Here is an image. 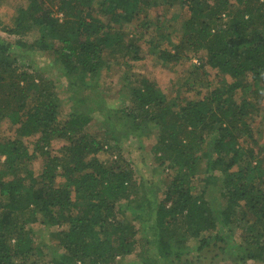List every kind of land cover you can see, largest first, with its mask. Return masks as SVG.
<instances>
[{
  "label": "trees",
  "instance_id": "trees-1",
  "mask_svg": "<svg viewBox=\"0 0 264 264\" xmlns=\"http://www.w3.org/2000/svg\"><path fill=\"white\" fill-rule=\"evenodd\" d=\"M176 4L185 11L182 27L162 12ZM15 15L12 24L0 20V28L16 37L0 40V125L7 120L16 130L15 137L0 140V156L6 157L0 169V264H113L139 246L145 248L141 264L170 257L184 264L187 252L177 245L193 239L202 251L223 225L238 230L246 257L264 261V146L252 127L264 95V0H22ZM130 24L136 31L128 39ZM173 31L180 32L178 40ZM157 35H165L171 48L158 50ZM14 44L25 49L22 56L57 55L75 93L76 107L66 118L55 81L20 68ZM151 50L169 62L203 51L198 66L210 65L221 79L179 102L143 75L130 89V105L120 110L124 115L107 116L92 132L94 109L78 91L112 59L131 54L139 60ZM127 132L156 133L152 150L168 170L163 202H153L145 179H137L121 152ZM32 136L33 150L23 139ZM56 139L66 141L58 155L50 150ZM109 150L111 158L99 156ZM236 165L247 166L230 172ZM202 171L206 185L197 192ZM210 185L220 189V209L205 196ZM39 214L58 227L51 233L58 247L35 242L31 225ZM149 229L156 257L146 246ZM218 238L225 239L217 236L214 243Z\"/></svg>",
  "mask_w": 264,
  "mask_h": 264
},
{
  "label": "rangeland",
  "instance_id": "rangeland-1",
  "mask_svg": "<svg viewBox=\"0 0 264 264\" xmlns=\"http://www.w3.org/2000/svg\"><path fill=\"white\" fill-rule=\"evenodd\" d=\"M235 1V0H234ZM22 4V0H0V20L5 24H12L15 18L17 6ZM160 12V11H159ZM164 14L170 18L175 17L177 19L176 26L182 27V18L186 16L181 4H176L171 8H164L162 11ZM136 23V22H135ZM133 24H130L128 31L130 33L126 38L132 37V33L135 30ZM167 33L169 31H166ZM166 33V34H167ZM180 32L177 31L171 34L174 40H178L175 34L178 35ZM148 37V35L146 36ZM0 40L5 41H15L16 37L9 34L8 32L0 28ZM167 38L165 35H157L154 38V42L160 44V49L171 48L168 45ZM144 48L149 49L151 47L148 43L142 41ZM151 49V48H150ZM25 49L19 48L14 44L12 52H17L18 62L17 64L20 68L27 69L30 72H36V74H42L50 79H53L57 84L60 91V96L63 101L62 106V118H66L71 110L75 106L76 100L72 95L75 93H70L69 79L64 75L62 68L59 67V62L57 55L51 54L49 52L34 51L31 54L22 56L21 52ZM148 53V52H147ZM203 51L197 53L194 51H188L186 57H183L179 62H169L161 58L160 52L154 53L152 50L143 59H133V55L119 56L118 58L112 59L110 64H105L98 75V78L87 79L88 87L85 90L78 91V96H83L85 98V104L87 108H93V114H95V122L91 124V131L98 132L100 127L102 129V124L107 116L113 118V114L116 113L117 116L124 115L121 109L126 108L130 105L131 99L128 96L130 89L137 85V82L143 75L152 78L157 81L159 88H161L168 95L169 99H175L179 102H183L187 97H194L197 92H206L208 89L214 87L218 80L221 79V75L213 69L210 65L206 64L203 67H199L203 63ZM229 79L230 77L227 76ZM77 92V91H76ZM242 90L236 93V98L240 101L243 98ZM248 97H250L248 95ZM259 103V109L254 114L252 127L255 130V137L259 141V145L264 146V95L257 99ZM113 111L109 114L108 110ZM113 119H116L115 117ZM156 131V130H155ZM155 135L153 132L151 136L137 135L136 133L127 132L123 137V149L122 153L125 158L129 160L132 167L135 169V176L138 180L145 179V183L148 185L153 198V202L158 203L163 202L165 198V188L164 182L168 170L165 165L160 164L156 159L155 154L152 150L153 144L155 143ZM6 136L15 137L16 130L9 124L7 120H4L0 125V140L5 139ZM28 144L29 148L33 150L35 137H24L23 138ZM249 140H243L241 143L245 146L249 144ZM66 143L64 139H56L50 146V150L53 154H60L62 146ZM264 153V152H263ZM262 153V156H263ZM115 154L112 150L101 151L99 156L101 158L109 159ZM6 157L0 156V169L3 168L5 164ZM244 160V159H242ZM242 164H246V161H242ZM43 165V160L39 158L35 161V170L38 173L41 171ZM247 165L235 166L230 172H238L241 167H246ZM205 173L198 177L196 181V190L201 192L206 183L203 181ZM64 178H59V182L63 181ZM206 198L216 209L222 207V202L220 198V189L215 185H210L206 188ZM156 203H152L150 209L156 207ZM148 203L145 206V215L148 218L146 221L147 227L151 223L150 215L146 211ZM149 208V207H148ZM43 215L39 214L38 219L32 223V234L35 242L37 244L48 243L50 246L55 245L54 240L51 239V233L56 230L57 226H51L43 222ZM141 219L137 218L135 220L138 227H142ZM150 232V234H149ZM147 231L148 241L146 246L151 249L150 256L156 257V243L153 242L152 231L149 229ZM150 236V237H149ZM212 244L208 248L202 251L197 250L198 242L193 239L184 241L178 244L177 247L183 249L185 252L184 260L181 263L184 264H264V261L258 259H249L245 255L247 254L246 246L241 247L239 242L238 230L232 232L227 226H221L212 233ZM220 236L225 239H217L215 242V237ZM53 246V247H54ZM54 247V248H55ZM53 248V249H54ZM61 248L59 247V250ZM62 252V251H61ZM145 255L144 247H137L130 254L126 256H119L113 264H141ZM245 256V257H243ZM51 258V257H48ZM159 264H177L172 258H166L164 260L159 259ZM179 264V263H178Z\"/></svg>",
  "mask_w": 264,
  "mask_h": 264
}]
</instances>
